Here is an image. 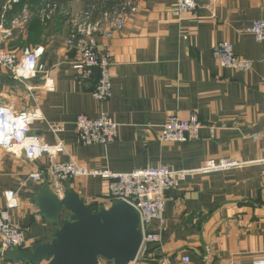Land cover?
<instances>
[{"label": "crops", "instance_id": "crops-1", "mask_svg": "<svg viewBox=\"0 0 264 264\" xmlns=\"http://www.w3.org/2000/svg\"><path fill=\"white\" fill-rule=\"evenodd\" d=\"M6 1L0 0V51L42 47L39 63L45 71L21 84L0 68V106L17 112L38 109L42 119L31 134L50 145L64 143L67 153L61 161L73 159L91 169L130 173L165 166L195 171L209 160L243 164L229 171L194 173L171 191L161 245L153 254L171 264H184L186 256L191 264H253L264 259V42H256L248 31L254 21L264 19V0H196L197 10L182 15L175 13L176 0H136L138 14L122 32L110 40L97 36L114 65L113 97L104 104L92 96L99 72L81 81L73 69L78 46H67L72 21L92 0H56L59 10L45 23L39 11L48 0L10 8ZM25 6L31 10L26 29L13 28ZM221 42L231 43L238 57L253 61V71L220 67L213 48ZM48 77L56 83L53 93L42 90ZM101 112L119 125L118 139L108 146L79 145L77 117L96 119ZM171 116H195L202 125L198 138L161 142ZM54 128L63 132L56 134ZM49 166L46 157L34 163L0 150V209L6 205L5 192L17 193L20 208L12 215L24 232L26 250L51 242L69 216L51 222L39 212L37 198L47 184L33 182L30 175ZM63 185L92 210L111 206L107 183L100 178ZM0 264L25 263L6 262L0 254Z\"/></svg>", "mask_w": 264, "mask_h": 264}, {"label": "built area", "instance_id": "built-area-1", "mask_svg": "<svg viewBox=\"0 0 264 264\" xmlns=\"http://www.w3.org/2000/svg\"><path fill=\"white\" fill-rule=\"evenodd\" d=\"M22 0H7L6 8L19 4ZM109 3V7L107 4ZM196 0H176L175 13L177 15L191 14L197 10ZM59 5L54 0H48L39 11L42 22H47L58 12ZM136 0H107L102 7L89 8L82 11L71 23L69 48L77 44L79 53L73 65L78 78L89 81L95 70L99 72V80L92 94L94 100L104 104L113 97V59L108 49L102 50L97 42V36H103L110 40L114 34L120 33L126 27L128 21L138 14ZM31 18V10L25 6L21 16L12 22L13 28L26 29ZM3 30V25H0ZM256 42H264V19L256 20L248 28ZM8 36L10 32L5 30ZM187 40L188 37L184 36ZM40 49V48H39ZM38 49H24L21 53L16 50L0 51V68L11 73L12 79L21 84H27L38 78L43 73L44 66L39 60L43 54L36 55ZM26 52H30L35 61L33 73L22 74V60ZM11 62H9V58ZM213 57L220 67L238 72L249 73L254 69V62L238 57L234 47L229 42H221L214 46ZM33 90V88H29ZM47 93L56 91L55 80L48 77L42 86ZM7 108L15 117L23 114L29 116L22 121V127L17 135V124L13 122L12 139L7 140L0 135V150L12 156H21L29 162H38L48 158L50 166L45 172H36L30 175V180L36 183L45 182L51 191L63 198L65 193L64 182L85 178H100L107 183V200L112 205L117 202H125L131 205L139 215L140 231L143 237V246L137 261L134 264H171L167 258L155 256L154 249L161 245L160 232L164 227V213L168 194L179 188L180 183L186 181L188 176L194 173H214L240 168L243 164L230 160H209L203 168L195 171H175L169 167L147 168L130 173H115L109 169L98 170L83 166L71 159L68 162L60 160V156L67 153L66 146L62 142L50 145L38 140L31 133L35 122L42 119L41 112L35 109L32 112H17L13 107ZM4 114L0 113V122ZM4 125L0 123V133L4 131ZM202 128L200 121L195 117L189 120H181L177 116L169 117L165 127L160 133L159 139L164 143H185L198 138ZM63 132L61 128H54V133ZM76 139L79 145L90 147L94 145L108 146L118 139L119 125L107 113L101 112L96 119H89L84 115L77 117L75 121ZM264 191V178L262 181ZM6 205L0 209V246L4 250L19 248L26 250L24 232L15 224L13 211L20 208L18 195L15 192H5ZM154 253V254H153ZM184 264H191L190 257L182 258ZM100 264H107L101 261ZM253 264H264V259L256 260Z\"/></svg>", "mask_w": 264, "mask_h": 264}, {"label": "water", "instance_id": "water-1", "mask_svg": "<svg viewBox=\"0 0 264 264\" xmlns=\"http://www.w3.org/2000/svg\"><path fill=\"white\" fill-rule=\"evenodd\" d=\"M40 214L51 222L68 214L51 242L31 250L1 249L9 263L25 264H134L143 246L140 219L136 210L125 202L97 211L85 204L81 196L67 190L58 198L48 186L37 198Z\"/></svg>", "mask_w": 264, "mask_h": 264}, {"label": "clouds", "instance_id": "clouds-1", "mask_svg": "<svg viewBox=\"0 0 264 264\" xmlns=\"http://www.w3.org/2000/svg\"><path fill=\"white\" fill-rule=\"evenodd\" d=\"M43 52V48L41 47L40 49L37 50L36 55H40ZM11 57L9 58V62H11ZM22 69L21 72L22 74H28V73H33L35 71V61H34V57L30 52H26L25 56L22 60ZM0 113L4 114V119L2 123L5 127H4V131L2 133H0V135H2L5 139L10 140L12 139V128L10 127V125L15 122L17 124V135L18 136H22V133L19 132V128H21L22 125V121L24 120H28L29 116L27 114H23L21 117H15L9 109L7 108H0Z\"/></svg>", "mask_w": 264, "mask_h": 264}, {"label": "trees", "instance_id": "trees-1", "mask_svg": "<svg viewBox=\"0 0 264 264\" xmlns=\"http://www.w3.org/2000/svg\"><path fill=\"white\" fill-rule=\"evenodd\" d=\"M28 1L31 3H34V4H38V2H40L41 0H22L19 4H16V5L23 7L26 3H29ZM54 1L58 4V2L56 0H54ZM106 1L107 0H92L87 9L93 8V7H95V8L102 7ZM107 7H109V3L107 4ZM94 211H97V210H94ZM153 249L154 248H152V250Z\"/></svg>", "mask_w": 264, "mask_h": 264}]
</instances>
